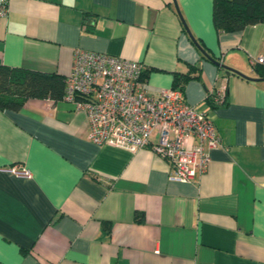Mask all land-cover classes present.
Returning <instances> with one entry per match:
<instances>
[{
    "label": "crops",
    "instance_id": "0c3cea01",
    "mask_svg": "<svg viewBox=\"0 0 264 264\" xmlns=\"http://www.w3.org/2000/svg\"><path fill=\"white\" fill-rule=\"evenodd\" d=\"M77 50L143 64L151 95L190 74L222 145L185 184L151 147L90 142L64 99L0 109V264H264V23L219 32L214 0H9L1 65L66 78Z\"/></svg>",
    "mask_w": 264,
    "mask_h": 264
},
{
    "label": "built area",
    "instance_id": "2783aa9c",
    "mask_svg": "<svg viewBox=\"0 0 264 264\" xmlns=\"http://www.w3.org/2000/svg\"><path fill=\"white\" fill-rule=\"evenodd\" d=\"M9 0H0V17H6ZM251 64L264 65V55ZM145 67L122 57L77 50L71 73L65 78L64 100L86 114L87 139L99 146H112L131 153L151 147L171 165L170 180L192 184L207 172L209 152L222 145L207 114L186 101L181 89L170 88L151 95L147 91ZM226 89L215 99L226 100ZM157 135V141L152 137ZM21 178H32L26 169L9 170Z\"/></svg>",
    "mask_w": 264,
    "mask_h": 264
},
{
    "label": "trees",
    "instance_id": "16d2710c",
    "mask_svg": "<svg viewBox=\"0 0 264 264\" xmlns=\"http://www.w3.org/2000/svg\"><path fill=\"white\" fill-rule=\"evenodd\" d=\"M214 23L219 32L228 33L264 23V0H214ZM255 70L264 78L263 66L256 65ZM143 76L147 79L146 71ZM191 79L190 74H176L173 88L183 90ZM65 90L64 77L0 64V109L3 111H18L31 99L61 101Z\"/></svg>",
    "mask_w": 264,
    "mask_h": 264
},
{
    "label": "water",
    "instance_id": "95a60500",
    "mask_svg": "<svg viewBox=\"0 0 264 264\" xmlns=\"http://www.w3.org/2000/svg\"><path fill=\"white\" fill-rule=\"evenodd\" d=\"M192 40L195 41L193 37H192ZM224 68L227 69V70H229V71H232V72H234V73H236V74H238V75H240V76H242V77L247 78L246 76L242 75V74L239 73L238 71L232 70V69H230V68H228V67H226V66H224Z\"/></svg>",
    "mask_w": 264,
    "mask_h": 264
}]
</instances>
